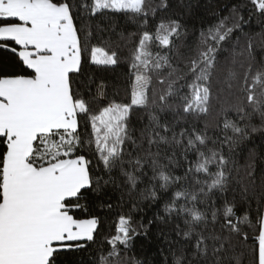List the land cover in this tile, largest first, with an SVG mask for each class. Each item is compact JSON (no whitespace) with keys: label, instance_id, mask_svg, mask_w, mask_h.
Listing matches in <instances>:
<instances>
[{"label":"snow or ice","instance_id":"obj_1","mask_svg":"<svg viewBox=\"0 0 264 264\" xmlns=\"http://www.w3.org/2000/svg\"><path fill=\"white\" fill-rule=\"evenodd\" d=\"M191 6L0 0V264H147L154 226L158 264H264V0L199 29ZM116 18L137 25L119 43Z\"/></svg>","mask_w":264,"mask_h":264},{"label":"trees","instance_id":"obj_2","mask_svg":"<svg viewBox=\"0 0 264 264\" xmlns=\"http://www.w3.org/2000/svg\"><path fill=\"white\" fill-rule=\"evenodd\" d=\"M152 2L157 3L158 0H152ZM187 2L188 0H170L171 11L180 12L183 7V4ZM229 2L230 0H191L192 6L189 11V14L185 16V20L187 21L191 29H199L202 24L212 19L210 15L211 11L213 10L219 11L224 4ZM222 14H226V13H222ZM91 23H93L94 25L99 24L101 28H106L107 25L109 24V21L106 19L105 20L94 19L93 21H91ZM114 27L116 30L115 34L111 31H105L104 33H102V35L104 36L105 39H110L115 43H119V36H118L119 33L126 34L129 32H134L137 29V25L135 23H132L131 21L122 18L115 19ZM260 31H261L260 25L255 20L252 22V27L250 29L246 28V32L248 33H258ZM247 38L248 37L246 35H242V34L239 35L238 38L239 46L241 48L244 47L245 40ZM190 39H194V36L190 37ZM258 39H259L258 37L254 39L253 43L254 44L258 43ZM254 51L256 58L258 60L264 57V49L260 47H256ZM3 55L6 54L0 53V56ZM126 73H127V68L123 63L105 73L110 83H114L118 87H120L122 97H123V82L126 79ZM145 116L146 114H139L133 117V126L137 129V131H139L141 124L146 122ZM253 144L256 146L258 152L261 151L260 146L264 144V138L254 137ZM249 146L251 147L252 145ZM245 159H246V151H241L237 153L236 161L238 165H242L245 162ZM261 163H264V161H260L258 163V167L260 166ZM176 173L181 174L182 169H177ZM118 195L119 193L110 192V196L112 197L113 202H115ZM229 195H231V193ZM95 211L96 214L102 217V219L105 221V225L107 226V224L109 223V217L107 215L108 210L107 209L101 210L99 208H96ZM153 211L162 212V206L160 209H155V208L150 209L148 211V218H151ZM112 219H115L114 214L112 216ZM156 231L157 229L154 226L151 230L152 235L148 239H145L143 237L137 238V242L135 243L131 253L132 255H135L138 259L147 261V264H158V260L160 259L159 251L162 245L155 236ZM106 232H107V227H105V234ZM83 259L85 264H88V261L90 260V256L87 253H85L83 254Z\"/></svg>","mask_w":264,"mask_h":264}]
</instances>
